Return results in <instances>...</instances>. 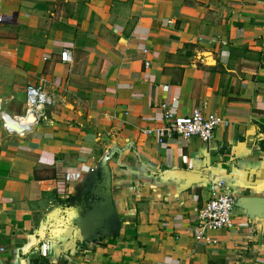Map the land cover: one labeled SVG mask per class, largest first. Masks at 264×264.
<instances>
[{"label":"crops","instance_id":"crops-1","mask_svg":"<svg viewBox=\"0 0 264 264\" xmlns=\"http://www.w3.org/2000/svg\"><path fill=\"white\" fill-rule=\"evenodd\" d=\"M0 18V113L40 79L55 95L22 135L0 121L3 264H264V217L240 207L194 238L211 180L264 197V0H0ZM163 103L229 124L159 144ZM103 183L112 216L64 237Z\"/></svg>","mask_w":264,"mask_h":264},{"label":"built area","instance_id":"built-area-1","mask_svg":"<svg viewBox=\"0 0 264 264\" xmlns=\"http://www.w3.org/2000/svg\"><path fill=\"white\" fill-rule=\"evenodd\" d=\"M2 18H0V23ZM62 63H71L70 51L64 50L59 54ZM55 95L46 88V81L40 79L37 84H28L25 88V111L22 115L0 113V121L4 130L8 133L22 135L31 126L45 116L47 106H52ZM163 119L159 126L147 128L144 133L156 139L157 143H163L172 137L188 140L197 137L207 143L218 127H227L228 122L218 115L205 114L198 109L192 111L189 116L176 117L172 108L167 104H161ZM83 168L72 173H65L62 182L65 184L73 178H77L83 172ZM209 198L196 209L194 219V238L198 241L205 238L209 231L227 230L233 226V212L236 207L237 197L230 192L223 181L211 180ZM43 229L38 232L43 235ZM46 245L41 247V254L45 255ZM2 251V249L0 250Z\"/></svg>","mask_w":264,"mask_h":264},{"label":"water","instance_id":"water-1","mask_svg":"<svg viewBox=\"0 0 264 264\" xmlns=\"http://www.w3.org/2000/svg\"><path fill=\"white\" fill-rule=\"evenodd\" d=\"M88 206L89 208L85 213L76 217L72 228L61 231L64 237L72 236L88 240L104 226L114 211L110 188L104 186L103 183L97 198ZM236 207L244 209L247 215L264 217V197H239L236 201ZM58 254L59 251L56 250V255ZM0 264H3L1 258Z\"/></svg>","mask_w":264,"mask_h":264},{"label":"rangeland","instance_id":"rangeland-1","mask_svg":"<svg viewBox=\"0 0 264 264\" xmlns=\"http://www.w3.org/2000/svg\"><path fill=\"white\" fill-rule=\"evenodd\" d=\"M18 106H19V104H18Z\"/></svg>","mask_w":264,"mask_h":264}]
</instances>
